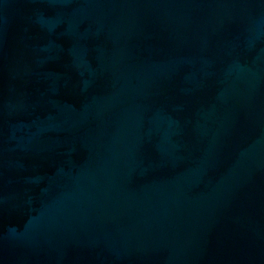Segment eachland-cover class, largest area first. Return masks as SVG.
Listing matches in <instances>:
<instances>
[{"label": "water", "instance_id": "obj_1", "mask_svg": "<svg viewBox=\"0 0 264 264\" xmlns=\"http://www.w3.org/2000/svg\"><path fill=\"white\" fill-rule=\"evenodd\" d=\"M0 264H264V0H0Z\"/></svg>", "mask_w": 264, "mask_h": 264}]
</instances>
